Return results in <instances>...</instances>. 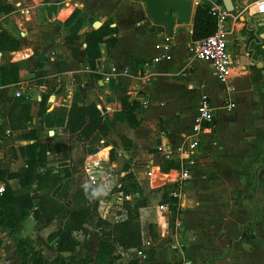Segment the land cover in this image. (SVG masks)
Wrapping results in <instances>:
<instances>
[{
    "label": "crops",
    "instance_id": "obj_1",
    "mask_svg": "<svg viewBox=\"0 0 264 264\" xmlns=\"http://www.w3.org/2000/svg\"><path fill=\"white\" fill-rule=\"evenodd\" d=\"M192 1L190 21L185 25L175 23L173 26V33L169 39L173 40L172 45L169 42L171 45L170 59L153 61V58L160 54V51L154 52L156 51L154 45L163 42L162 35H165V29L162 25L152 24L146 16L142 2L135 0H76L73 7L70 2L60 6V0H44V18L53 23V27L40 28L43 40L40 50L35 56L42 54L44 59L38 61L35 60V56L33 58L37 62H42L41 66L46 63L51 68L53 67L54 71L48 76L52 82L50 89L43 94H38L35 103L31 104L30 102L31 119L26 122L25 127L10 131L6 116L16 97L7 92L22 82L3 85L0 77V115L6 118L8 133L18 132L24 139L35 142L40 136L42 127L50 134V128L45 127L42 117L38 115L41 95H48L46 103L48 110L55 105L68 108L75 99L79 104L95 103L97 107L104 109L102 104L108 105V101H111L109 103L113 101L109 97L111 94H114L117 100V96L124 94L129 96L128 93L135 90L139 95L129 96V98H135L143 105L139 114V125L136 128L127 127L137 130L138 134L136 133L134 138L125 134L132 141L130 148L132 158L141 160L149 156H159L160 154L155 150L150 151L153 148L154 138L163 142V146L170 149L171 152L176 150L175 147L180 146L183 141L182 146L177 148L179 152L167 159V161L174 160L179 163L180 150L185 148L184 145L188 141V137L193 134V119L197 113L200 97L202 94L208 95L214 107V119L213 122L203 123L204 129L197 135L196 163L190 167V178L182 183L180 199L178 197L181 206L178 215L181 221L180 225L177 226L175 221L173 225H170L167 206L163 208L166 210V215L165 221L163 220L165 225H162L158 216L161 204L155 205L152 198L148 196L149 204L140 208L139 220L142 228H145V239H149L152 243L154 256L151 262L140 258L139 264H264V180L258 177L262 172L264 175V38L261 44L256 43L252 41L253 35L245 29L247 25L245 19L259 13L260 4H257V0H234V10L226 23L227 48L231 61L229 78L227 85L221 88L224 94H221L220 101L217 102L215 98L212 100L211 97L215 90L206 83L208 77H213L218 81L208 63L194 59L187 49L181 51L179 55L176 54L175 62L166 63L174 57L173 47L185 46L190 42L194 6L196 1L200 2L201 0ZM238 7L242 9L239 11ZM75 8L81 9L86 19L85 25L79 31V39L83 38L81 47L76 46L75 43L68 45L64 41V36L67 33L64 21ZM94 16L101 19L99 21L101 25L107 20L110 21V27L115 29L112 34L115 43L108 49L105 44H101V56L96 61L95 69H90L82 54L78 59L72 57L71 48L82 49L85 47V33L92 30L87 24ZM45 20H43L44 23ZM54 23L57 27L54 26ZM93 29L95 28L93 27ZM263 32L264 26L258 30V33ZM157 38H160L159 41ZM17 40L21 44V39ZM58 41L60 45L56 44ZM10 52L15 54L18 50ZM26 54L28 55V53ZM100 62H104L110 67H127L128 73L116 80V83L125 88V92L110 90V83L104 82L102 77H99L100 74L102 75L101 69L97 67ZM85 66L90 69L89 73L83 70ZM86 73L90 75L86 76ZM73 76L79 77L80 86L83 88L81 94L77 85L72 81ZM152 83H162L172 87L185 86L188 90L198 89V103L188 124L181 125L175 131L167 113L159 111L151 119L146 117L147 108L153 101ZM239 87L250 92L252 96L249 124H243L240 121L241 115L238 114L240 105L235 94L240 91ZM180 92V90L173 92L167 89L162 93L160 100L163 101V96L180 95ZM229 92L234 102L231 109L225 105ZM82 99L85 100L84 103L81 101ZM51 100H53V104L49 105ZM118 105V109H120L119 102ZM33 111L36 112V117L39 118L41 124L38 122L39 126L29 128V124L33 121ZM175 112L179 113L177 110ZM161 114H165L169 124L159 132L157 118L161 117ZM240 128L241 130L238 132L237 130ZM57 129H60V134H54ZM31 131L34 132V138L27 137ZM51 131L53 134L50 136L59 137L56 142L63 145L61 140H64V137L68 139L70 136L65 126L54 127ZM2 133L3 129L0 125V134ZM61 150L55 149V152L48 153L49 151H47V153L56 156V151ZM64 150L69 152L66 148ZM259 153H262L260 161H258ZM71 157L74 159L72 154ZM105 157L106 155L103 156V158ZM13 158L23 160L24 164L19 147L18 153L15 152ZM167 161L163 159V163L156 167L160 175L168 176L179 169H170L163 173L160 168ZM0 164L8 171L17 170L8 169L4 165L2 157H0ZM11 181L15 182L16 180H9V183ZM117 210L122 216L120 220L124 219L125 211L121 206L117 207ZM100 215L111 221L108 216ZM108 215L110 216V212ZM53 221L57 222L56 226L49 224L38 229L33 220V231L27 234L33 245L40 248L44 257L49 261L57 256L53 242L47 240L48 234L56 230L59 224L57 220ZM144 225L145 227H143ZM53 226H55L54 229H52ZM40 232L45 234L43 237L45 246L41 244L36 246L35 238ZM73 236L78 240L74 255L82 258L88 248L90 256L94 258L97 239L84 236L81 232H73ZM2 243V247L4 244H10L12 255L15 253L16 243L6 236V232ZM117 248L120 250L118 251L120 258L114 264H125L135 253L131 248ZM61 256L67 258L69 253L63 252ZM9 257L7 252L5 255L0 253V264H11ZM14 259V264H20L17 254ZM90 264L98 263L92 260Z\"/></svg>",
    "mask_w": 264,
    "mask_h": 264
},
{
    "label": "trees",
    "instance_id": "obj_2",
    "mask_svg": "<svg viewBox=\"0 0 264 264\" xmlns=\"http://www.w3.org/2000/svg\"><path fill=\"white\" fill-rule=\"evenodd\" d=\"M218 4H221L218 2ZM211 3L208 0H201L195 7L192 18V31L190 42L210 35L215 29V20L210 14ZM5 12H10L11 7H2ZM85 16L81 9L75 8L65 19L64 26L67 33L64 41L68 45H74L79 39V31L85 25ZM110 21H105L98 29H92L85 33V47L71 48V55L78 59L80 54L86 60L87 66L95 69L96 61L101 56L100 46L105 44L106 48L114 46L115 38L112 34L115 29L110 27ZM20 44L2 25H0V51H17ZM38 64H42L39 62ZM16 63H8L0 66L1 84L16 83L19 81L18 68ZM110 90H121L125 88L115 80L109 82ZM48 95H41L39 100L38 115L42 117L47 128L65 126L71 137H76L82 142L90 144L85 155L96 153L99 148L93 147L96 143L106 138L113 132L119 123L129 128H136L139 123V112L142 103L135 98L130 99L128 95L117 96L120 109L114 110L109 116L106 110L99 108L95 103L79 104L77 99L73 100L68 108L54 106L50 110L46 105ZM9 130H18L25 127L30 116V102L19 96L14 99L7 113ZM34 138L32 131L27 135ZM120 145L123 154L127 155L131 148L132 141L125 134L119 135ZM116 143L109 152V160H114ZM57 150L62 151L57 167L50 166L46 160L47 145L40 141L19 147V152L24 158V164L16 171H8L0 164V184H3V191L0 193V229L6 232V236L16 243L15 253L20 259V264L32 262L34 264H90L95 260L98 264H114L120 255L117 247L135 248L145 254L144 260L151 262L154 256V248L150 243L144 247L142 244V228L139 220L140 208L149 204L148 196L143 186L137 180L130 166L126 164V172L122 180L115 175L108 173L106 177L99 176L95 185L86 178L80 179L75 185L72 193L66 201L57 198L61 190L62 181L71 179L81 171L84 157L73 159L69 152H65V145L54 143ZM178 161H167L161 166L163 173L170 169H178ZM111 170V169H110ZM17 180L19 188L13 190L9 180ZM126 182H130L131 199H123L121 208L125 211L126 217L118 221H110L103 218L99 213V200L95 192L105 194H117L125 191ZM163 192L159 204L166 205L169 210V223L173 225L179 215V199L173 197L172 192ZM37 193L34 196V193ZM29 217L34 220L35 226L40 229L51 224L53 220L58 221L56 230L49 233L47 240L53 242L57 256L47 260L40 248L33 245L30 237L22 236L24 222ZM73 232H81L84 236L97 239V247L94 258L89 254L87 248L84 257L74 255L78 240ZM67 252V258L61 253ZM136 253L125 264H139Z\"/></svg>",
    "mask_w": 264,
    "mask_h": 264
},
{
    "label": "rangeland",
    "instance_id": "obj_3",
    "mask_svg": "<svg viewBox=\"0 0 264 264\" xmlns=\"http://www.w3.org/2000/svg\"><path fill=\"white\" fill-rule=\"evenodd\" d=\"M69 2L74 7L76 0H60V6H63L64 3L66 5ZM7 6L12 8V10L8 13L2 9V7H7ZM241 9H242L241 7H238L239 11ZM43 20H45L44 0H0V25H2L9 33H11L12 36L16 37L17 39H21L20 40L21 47L18 49L17 53L14 54L13 52L5 51V50L0 51V66L6 65L8 63H16L18 66L17 67L18 78L19 81L22 82L21 84H18L17 86L9 89L7 93L11 94L13 97L16 98H17L16 96L17 91L27 94L29 96L27 100L31 102V104L36 102V96L38 94L40 93L43 94V92L50 89V85L52 82L48 76L52 74V71H54L53 67L51 68L49 64L44 63V65L41 66L42 64L41 65L38 64L39 62L35 61L33 58L40 50L41 43L43 40V37L40 35V28H45L47 26H49L50 28L53 27L52 26L53 23L48 22L47 20H45L44 23ZM100 20L101 19L97 16L91 17L87 26L90 29H93L91 23L93 21H100ZM54 26L57 27L55 23ZM162 37L164 38L163 35ZM157 39L159 41L160 38ZM82 41L83 38L80 37V39L75 42V45L81 47ZM169 42L172 45L173 40H169ZM56 44L60 45V42L58 41ZM154 44L155 41L153 45ZM190 46H191V42H188V44L185 46L173 47L174 57L171 61L166 63L171 64L175 62L176 54L179 55L183 50L187 49V51L190 53ZM155 50L156 51L154 52L156 53L160 51L157 48H155ZM26 53L30 55L29 58ZM190 56L193 57L191 53ZM232 66L234 67V65ZM87 67L90 68L89 66ZM87 67L85 66V69L83 68V70L89 73L90 72L89 70L91 68L87 69ZM97 67L98 69H101L103 73L106 72L110 66L104 62H100L97 65ZM87 73L86 76L90 75ZM100 75L99 77L101 78L102 75L101 76ZM72 81L75 85H77V88L80 90V94H81L82 93L81 90L83 88H81L80 86L81 82L79 80V77L73 76ZM16 83H10V84H16ZM206 83L210 84L209 86L213 87V89L215 90V93L211 94L212 100L215 98V100L219 102L220 101L219 97L221 96V94L222 95L224 94L221 88L227 85L228 81L225 82L216 81L213 77H208L206 78ZM152 85L153 86H151V91L153 93V101L147 108L146 117L148 119H151L159 111L165 114L167 113L172 120V126L175 131H177V129L180 128L181 125L188 124L196 107V104L198 103V96H199L198 89L195 88L193 90H188L185 86L172 87V86L163 85L162 83H152ZM167 89L173 92L180 90L181 92L180 95L174 97L163 96L162 98L163 101H161L160 99L162 93L166 92ZM239 89L240 91L236 92L235 94L237 99H239V105H240V108H238V114L241 115L240 121L243 124H249L250 110L252 107V103H251L252 96L251 93L248 92L247 90H244L240 87ZM128 94L130 97L139 95V93H137V91L135 90H133L131 93L129 92ZM109 97L113 100L112 103H109L111 101H108L107 102L108 105L102 104V107H104V109L106 110L107 115L111 116L112 112L115 109L119 108V105H118V101L115 99L116 96H114V94H111V96ZM81 101L83 103L85 102L84 99H82ZM51 103L53 104V100L49 101V105H52ZM176 110L179 113H176L175 112ZM165 114H161V117L157 118V123H158L157 130L159 132L164 130V128H166V126H168L169 124V121L165 116ZM1 116L2 115H0V125L3 129V133L0 134V136L4 138L0 137V157H2L4 161V165L8 169L16 170L23 165V160L14 159L13 154L15 152L18 153V147H20L21 145L25 146L27 144H30L32 140L24 139L22 137V134L18 132L8 133L6 118L4 116L2 117ZM38 122H40L39 118L36 117V112L33 111V121H31V123L29 124V128L38 125L39 124ZM49 130H52V128H50ZM240 130L241 128L238 129L237 131L239 132ZM136 133L138 134L137 130L129 129L125 124L119 123L117 128L113 132H111L106 138L93 145V147L99 148V150L96 153H94V155L91 154V156L85 155L86 149L90 147V144H87L86 142H82L78 140L76 137L69 136L68 139L67 137H64V140L61 141L64 143L66 150H68L74 156V159L77 157H84V163L79 173L75 174V176L72 177L71 179H66V180L64 179L62 181V187L61 190L57 193V198L60 199L61 201H66L67 197L72 193L75 185L78 183L80 179L86 178L89 182L91 181L89 178L90 175L94 176V178H97L99 176L106 177L108 173H111L115 175L118 180L120 179L122 180V178L126 173L124 171V166L126 164L131 166L132 172L135 174L139 183L144 187L147 196H150L152 198V201L155 205H157L160 202L162 198V194L165 191L177 189L180 194L182 190L181 188L182 186H179L178 184L179 182H176L177 184L174 183L176 180V174L172 172L171 175L168 176L160 175L158 173V169L156 168L161 163H163L162 162L163 159L167 161V158L165 157L163 151V149L165 148L163 146V142H160L155 138L153 139L154 141V143L152 144L153 148H151L150 151L155 150L156 153L158 152L160 155L157 157L149 156L148 158L145 159L140 160L136 158L135 160V158H132L131 156V150L128 151L127 155L123 154V150L120 145L119 135L126 134L129 135L131 138H134L137 135ZM58 138H53V136H50V134L47 133L46 129L42 127L40 129V136L38 137L39 140L37 139V141H40L45 145H47V151H49L48 153H51V152H55L56 148L54 147V143H57L56 139ZM182 142L180 146L175 147L176 150H173L170 155L174 156L179 152L177 148L182 146ZM114 143L117 144L115 147L114 160L110 161L109 152L114 146ZM47 151H46V160L49 161V163L54 162L53 164H50V166L54 168L57 167L58 161L62 157L61 151H56L57 154L56 156L55 155L52 156V154H48ZM132 151L134 152V150ZM104 155H106L105 158H103ZM259 156L260 159H258V161L262 160V153H259ZM135 161L137 162L135 163ZM262 174H260L258 177H261L260 179L264 180V175ZM86 179L84 181H86ZM16 181L15 182L11 181L9 183L10 187L13 190H17L19 188V184ZM36 195L37 193L35 192L34 196ZM95 197L99 200V208H98L99 213L108 216L111 219V221H114V220H120L122 218V216L119 215L120 212L117 210V207L121 206L122 200L125 198L131 199L132 197H134V195L131 193L130 182H126V189L121 193L105 194L96 191ZM109 212H110V216L108 215ZM165 215H166V210L159 209L158 216L160 223L162 225H165L164 222ZM179 221H180V217H179ZM51 224H54L56 226L57 222L53 221ZM55 226H53L52 229H54ZM143 227H145V225ZM143 229H144L143 232L145 233V228ZM32 231H33V218L29 217V219L25 221L21 235L27 236V234L31 233ZM44 235L45 234L42 232L38 233V235L35 238L36 246L37 244H41L45 246L44 244L45 240L43 238ZM3 238H5V232L2 229H0V253L5 255L7 252L8 255H10L9 260L11 264H14L15 261L14 256L16 258V254L13 253L14 256L12 255L10 251L11 250L10 244H4L2 247ZM116 249L117 252L120 251L118 248ZM118 254L120 255L119 252Z\"/></svg>",
    "mask_w": 264,
    "mask_h": 264
},
{
    "label": "built area",
    "instance_id": "obj_4",
    "mask_svg": "<svg viewBox=\"0 0 264 264\" xmlns=\"http://www.w3.org/2000/svg\"><path fill=\"white\" fill-rule=\"evenodd\" d=\"M210 14L215 20V29L214 31L203 38L197 39L191 42L190 53L194 59L203 61L208 63L209 67L212 70L213 75L216 77L218 81H227L229 78V70H230V55L228 53L227 48V35L228 30L226 28V23L228 17L231 15L222 4L210 2ZM257 4H260V8L258 9L259 13L264 12V0H257ZM163 42L160 44H156L155 47L160 50V54L153 58V61L159 60H168L170 59V50L171 45L169 43V37L164 33ZM128 73L127 67L118 68L115 66L109 67L106 72L102 73V80L106 83H109L111 80H119L123 75ZM228 89H230L228 87ZM228 91V90H227ZM16 96H24L26 99L29 98L27 94L17 91ZM226 107L231 109L234 106V102L232 101L230 92L226 97ZM214 119V107L212 106L208 95L202 94L199 100V104L197 107V113L193 119V134L191 137H188V141L185 143V148L180 150L178 155L179 157V169L176 170V180L175 182H179L178 184L181 186L183 182H185L188 178H190V167L196 163L197 159V135L204 128L202 127L205 122H213ZM54 134H60V129H57ZM189 138H192L189 140ZM161 149V148H159ZM165 157L170 159L172 156L170 149H163ZM95 163V162H94ZM178 177V179H177ZM90 182L94 185L96 184L98 177L94 178V176L90 175ZM3 184H0V193L3 191ZM171 195L173 197H179V191L172 192ZM166 205H159L161 209H163ZM179 208L180 202H179ZM175 223L177 226L180 225L179 216L176 217ZM151 242L149 239H145L144 232L142 231V244L144 247L148 246ZM122 248V247H120ZM140 260V258H145V254L141 251L131 248Z\"/></svg>",
    "mask_w": 264,
    "mask_h": 264
},
{
    "label": "water",
    "instance_id": "obj_5",
    "mask_svg": "<svg viewBox=\"0 0 264 264\" xmlns=\"http://www.w3.org/2000/svg\"><path fill=\"white\" fill-rule=\"evenodd\" d=\"M142 2L145 8L147 18L156 26H164L165 33L168 37L172 36L173 26L175 23L187 24L191 19L192 0H135ZM213 3L220 2L223 7L228 11L234 10V0H208ZM199 1H196V5ZM196 5L194 7H196ZM195 10V9H194ZM193 18V16H192ZM246 31L253 35L252 41L256 43L262 42L264 32L258 33L260 27L264 26V12L256 13L249 19H245ZM249 25V26H248ZM92 26L98 29L101 22L94 21ZM35 60H43L44 55L40 54L34 57ZM53 134V131H49Z\"/></svg>",
    "mask_w": 264,
    "mask_h": 264
}]
</instances>
